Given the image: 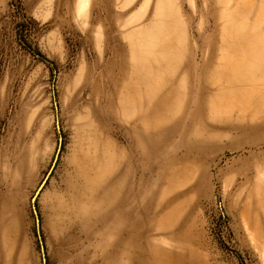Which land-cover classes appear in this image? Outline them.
I'll list each match as a JSON object with an SVG mask.
<instances>
[{
    "label": "rangeland",
    "instance_id": "obj_1",
    "mask_svg": "<svg viewBox=\"0 0 264 264\" xmlns=\"http://www.w3.org/2000/svg\"><path fill=\"white\" fill-rule=\"evenodd\" d=\"M0 264H264V0H0Z\"/></svg>",
    "mask_w": 264,
    "mask_h": 264
},
{
    "label": "water",
    "instance_id": "obj_2",
    "mask_svg": "<svg viewBox=\"0 0 264 264\" xmlns=\"http://www.w3.org/2000/svg\"><path fill=\"white\" fill-rule=\"evenodd\" d=\"M39 193H40V189L37 191L35 197L33 198V206H34V211H35V214H36V222H37L38 234H39V237L41 239V235H40V219H39V215L37 213L36 204H35L36 197L38 196ZM41 248H42L43 258H44V261H45L46 260L45 248H44V244H43L42 239H41Z\"/></svg>",
    "mask_w": 264,
    "mask_h": 264
}]
</instances>
